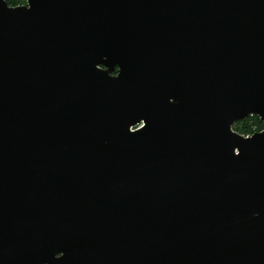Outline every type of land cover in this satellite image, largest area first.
<instances>
[{"label": "water", "instance_id": "water-1", "mask_svg": "<svg viewBox=\"0 0 264 264\" xmlns=\"http://www.w3.org/2000/svg\"><path fill=\"white\" fill-rule=\"evenodd\" d=\"M264 0H0V264H264Z\"/></svg>", "mask_w": 264, "mask_h": 264}, {"label": "trees", "instance_id": "trees-1", "mask_svg": "<svg viewBox=\"0 0 264 264\" xmlns=\"http://www.w3.org/2000/svg\"><path fill=\"white\" fill-rule=\"evenodd\" d=\"M8 3L17 6L26 3V0H8ZM233 128L244 135H251L262 130L264 128V123L258 115H250L243 120L237 121L233 125Z\"/></svg>", "mask_w": 264, "mask_h": 264}]
</instances>
